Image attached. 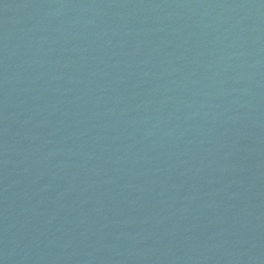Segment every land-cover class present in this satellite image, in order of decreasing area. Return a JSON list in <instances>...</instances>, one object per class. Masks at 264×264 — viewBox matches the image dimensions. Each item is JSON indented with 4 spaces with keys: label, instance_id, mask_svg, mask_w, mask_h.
Returning a JSON list of instances; mask_svg holds the SVG:
<instances>
[{
    "label": "water",
    "instance_id": "obj_1",
    "mask_svg": "<svg viewBox=\"0 0 264 264\" xmlns=\"http://www.w3.org/2000/svg\"><path fill=\"white\" fill-rule=\"evenodd\" d=\"M0 264H264V0H0Z\"/></svg>",
    "mask_w": 264,
    "mask_h": 264
}]
</instances>
